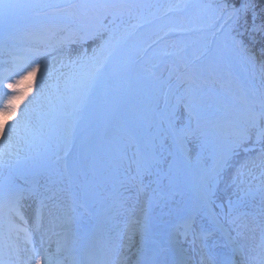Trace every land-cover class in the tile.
Listing matches in <instances>:
<instances>
[{"label": "snow or ice", "instance_id": "obj_1", "mask_svg": "<svg viewBox=\"0 0 264 264\" xmlns=\"http://www.w3.org/2000/svg\"><path fill=\"white\" fill-rule=\"evenodd\" d=\"M0 264H264V0H0Z\"/></svg>", "mask_w": 264, "mask_h": 264}]
</instances>
